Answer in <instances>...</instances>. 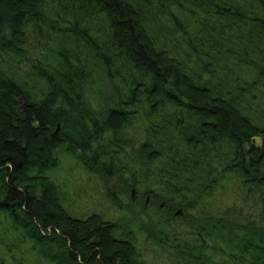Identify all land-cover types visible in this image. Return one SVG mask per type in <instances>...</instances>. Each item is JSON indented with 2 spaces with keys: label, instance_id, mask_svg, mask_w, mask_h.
Returning a JSON list of instances; mask_svg holds the SVG:
<instances>
[{
  "label": "trees",
  "instance_id": "obj_1",
  "mask_svg": "<svg viewBox=\"0 0 264 264\" xmlns=\"http://www.w3.org/2000/svg\"><path fill=\"white\" fill-rule=\"evenodd\" d=\"M75 167L111 213L68 204ZM139 235L264 264V0H0V264H148Z\"/></svg>",
  "mask_w": 264,
  "mask_h": 264
},
{
  "label": "rangeland",
  "instance_id": "obj_2",
  "mask_svg": "<svg viewBox=\"0 0 264 264\" xmlns=\"http://www.w3.org/2000/svg\"><path fill=\"white\" fill-rule=\"evenodd\" d=\"M57 181H60V183L64 185L65 190L67 191V194H64V198L67 199L68 204H71L74 208H77L79 211H82L83 209L88 214L93 212L111 213V211L114 210V207L110 204L106 197L104 183L101 182L95 176L93 179H91L89 174L83 168L75 167L72 172L68 170H63L62 174L57 177ZM127 194L128 196L126 197V199L128 201L132 200V202H134L136 205L142 204V206H149V202L147 204L146 199H143L142 197L140 198V196L136 193L135 189L132 190V192L131 190H128ZM160 207L165 213H167V207L164 204H162ZM178 212L179 211H175L173 213L175 215V218L182 219L184 215L182 213L180 215H177ZM156 213V210L152 211V214ZM77 215L81 214H76L75 216ZM107 215H110L111 217L121 215L124 221H127L125 220L126 217L123 214ZM176 221L184 222L183 220ZM140 233L143 234L141 231ZM141 236L139 235L137 241V248L140 253V256L148 264H162L163 261L161 262L162 258H160L161 253L157 252L155 247H151L149 244L144 243L143 238Z\"/></svg>",
  "mask_w": 264,
  "mask_h": 264
},
{
  "label": "water",
  "instance_id": "obj_3",
  "mask_svg": "<svg viewBox=\"0 0 264 264\" xmlns=\"http://www.w3.org/2000/svg\"><path fill=\"white\" fill-rule=\"evenodd\" d=\"M165 205V204H164ZM182 213V211H179L178 213H177V215H180Z\"/></svg>",
  "mask_w": 264,
  "mask_h": 264
},
{
  "label": "flooded vegetation",
  "instance_id": "obj_4",
  "mask_svg": "<svg viewBox=\"0 0 264 264\" xmlns=\"http://www.w3.org/2000/svg\"><path fill=\"white\" fill-rule=\"evenodd\" d=\"M149 200L147 199V204H148Z\"/></svg>",
  "mask_w": 264,
  "mask_h": 264
}]
</instances>
